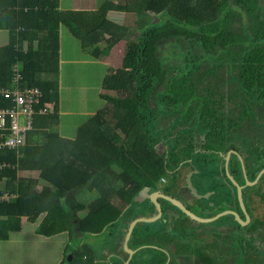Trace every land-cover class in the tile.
<instances>
[{
    "label": "trees",
    "instance_id": "16d2710c",
    "mask_svg": "<svg viewBox=\"0 0 264 264\" xmlns=\"http://www.w3.org/2000/svg\"><path fill=\"white\" fill-rule=\"evenodd\" d=\"M105 1L86 12L62 11L60 0H0V30L9 34L0 48V87L11 85L19 63L23 85L44 94L37 110L54 104L53 113L36 115L24 147L0 153V161L15 164L0 169V193L18 194L0 201V216L40 220L36 231L44 237L108 228L105 250H73L66 264H125L130 222L157 212L150 199L136 200L147 186L199 216L233 209L245 219L227 153L242 156L229 159L241 185L242 161L249 180L264 167V0ZM111 11L131 15L135 28L109 20ZM61 27L96 58L126 40L122 67L110 68L102 83L104 108L73 139L55 130ZM10 106L11 99H0V107ZM189 173L201 197L189 187ZM94 189L92 199H80ZM255 197L264 202V174L243 189L246 226L233 214L200 222L160 198L162 216L134 227L130 264H264V215L255 212Z\"/></svg>",
    "mask_w": 264,
    "mask_h": 264
},
{
    "label": "rangeland",
    "instance_id": "374dc122",
    "mask_svg": "<svg viewBox=\"0 0 264 264\" xmlns=\"http://www.w3.org/2000/svg\"><path fill=\"white\" fill-rule=\"evenodd\" d=\"M105 2L106 1H104L99 6V9L103 7ZM126 14L127 13L110 14L108 19L120 25H124L126 22V24L130 25L132 29L135 28V23H133L131 18L128 17L131 15L127 16ZM136 34L137 32H130L128 36L135 37ZM62 38V58H68L70 55H75L76 57H80L83 59L90 57L92 48H85L80 40L73 37L66 28H63ZM8 43V32L6 30H0V48L6 46ZM123 44L124 46H126V40L123 42ZM97 65L98 64H89L88 66H85L83 65V63H81L80 65H67L65 63L61 64L60 76L62 77V82H60V87L62 89V98L66 100L68 104L72 103V110L75 112V114H62L60 118L55 122L57 123V125L55 126V130H57V132L61 133L60 129L66 132L68 131L69 127H71L70 135L75 137L78 128L87 121L89 115H91L92 112L97 110L98 92L102 89L103 80L108 72V70L105 69L104 73H102V71L96 68ZM98 67L101 66L98 65ZM89 75L90 77L87 78ZM109 93L113 96H117L119 94L113 91H109ZM33 172L37 173V171ZM21 174L26 175V172L22 171ZM2 182H0V187L4 188L6 181L4 180ZM96 193L97 191L96 189H94L93 193L90 194L89 192L86 195L82 196L80 199H85L84 201H87L88 199L89 201V198L92 199ZM255 206V212L263 216L264 202H261L258 197H255ZM13 218L19 220V218L14 216H0V221H8L12 220ZM39 221L40 220H37L36 222L32 223L26 220L24 221V224H26L24 228L25 237L21 235L20 239H16V242L7 243L5 246V250L8 254L11 255L16 252V258L17 255H19V258H21L23 261L25 257L24 254H32L37 256L40 255L37 254L34 246L30 244L31 239L34 236H40L38 245L44 247L43 260L37 261V258L30 257V259H32L34 262H29L28 264H66L68 261V257L70 254H72L73 250L82 252L84 251V248L89 245L96 246L98 248L102 247V249L105 250L104 247L108 244V228L97 234H92L88 233V231H85L81 235L77 236L75 234V231L73 233H71L70 231H66L52 237H42L36 231V226L37 224H39ZM214 225L215 224H212V227H214ZM27 231L28 234H26ZM13 232L14 231H9L10 234H12ZM98 256L100 257L99 259H103L100 252H98ZM112 259L105 261L103 264L110 263ZM22 260L19 259L16 264H22ZM0 262V264H4V259L1 258Z\"/></svg>",
    "mask_w": 264,
    "mask_h": 264
},
{
    "label": "crops",
    "instance_id": "0c3cea01",
    "mask_svg": "<svg viewBox=\"0 0 264 264\" xmlns=\"http://www.w3.org/2000/svg\"><path fill=\"white\" fill-rule=\"evenodd\" d=\"M104 1L105 0H60V9L62 11L65 10V11L94 12V11L99 9V6ZM110 14H121V13H117V12L111 11V12H109L108 17H109ZM124 20H126V19H124ZM125 24H126V22H125ZM63 28H65V27H61L60 28V68H61V64L62 63H65L67 65H77V64L80 65L81 63H83V65H85V66H88L89 64H94V65L98 64L101 67H98V65H97L96 68L98 70L102 71V73H104L105 69L109 70L110 68H116L117 69V68H121L122 67L123 56H124V51H125V46H124L123 42L125 40H122L118 44L113 46L112 49L109 50V52L106 51L105 55L100 53L101 55H100L99 58H96V56H95V54L93 52V49H92V52H90V57H88V58H84L83 59V58H80V57H76L75 55H70L68 58H65V59L62 58V48H63L62 34H63ZM105 47H106V45H105L104 42L100 44V48H105ZM89 77H90V75L87 78H89ZM59 82H62V77L61 76H59ZM61 92H62V89L60 87V111H59V118H60V116L62 114L63 115L64 114H66V115L75 114V112L72 110V106H71L72 103L68 104V102L62 98ZM101 92H103V89L99 90V92H98V96H97V107L98 108H97L96 111L92 112L91 115H93V114L97 113L98 111H100L101 109H103L105 104H106L104 102V100H102L101 97H100V93ZM91 115H89V118L91 117ZM88 119H87V121H88ZM60 131H61L60 134L63 137L71 138V139L74 138V136L70 135L71 127H69L68 131H66V132H64L62 129H60ZM29 174L31 176H33V177L38 176L37 175L38 173H34V172L29 173ZM29 174H27V175H29ZM2 181H4V180H1L0 182H2ZM2 183H4V182H2ZM38 186L41 189L42 185L40 184ZM2 189H4V188L0 187V190H2ZM14 217H16V216H14ZM17 218H19V220H16V218H13L12 220H8V221H4V220L0 221V260H1V258H3L4 259V264H16V262L19 259L22 260L21 258H19V255H17L18 259L16 258V252L14 254L10 255L5 250V246H6L7 243L16 242V239H20L21 235H23L25 237L24 228H25L26 224H24V221L26 220V218L24 216L23 217H17ZM9 231H14V232L12 234H10ZM26 234H28V231L26 232ZM16 236H17V238H16ZM39 237L34 236L31 239V243L30 244L32 246H34L37 254H40V255L37 256V255H32V254H24L25 257H24V261L22 260L23 261L22 264H28L29 262H34L32 259H30V257L37 258V261L43 260L44 247H41L40 245H38ZM1 244H2V246H1ZM94 247H96V246H94ZM72 258H73V253H72V255L70 257H68L67 263H69L72 260Z\"/></svg>",
    "mask_w": 264,
    "mask_h": 264
},
{
    "label": "built area",
    "instance_id": "2783aa9c",
    "mask_svg": "<svg viewBox=\"0 0 264 264\" xmlns=\"http://www.w3.org/2000/svg\"><path fill=\"white\" fill-rule=\"evenodd\" d=\"M23 81L21 65L16 63L12 67L11 85L0 87V99H11L10 107H0V153L24 147L27 134L33 129L36 115L54 111L53 103H47L38 111L37 107L44 94L39 87L23 85ZM14 165L8 161H0V169ZM17 195L15 192L5 190L0 193V201H10Z\"/></svg>",
    "mask_w": 264,
    "mask_h": 264
},
{
    "label": "water",
    "instance_id": "95a60500",
    "mask_svg": "<svg viewBox=\"0 0 264 264\" xmlns=\"http://www.w3.org/2000/svg\"><path fill=\"white\" fill-rule=\"evenodd\" d=\"M236 153L239 155V158L242 160V156L239 154L238 151L236 150H229L226 156V170H227V175L229 176V178L233 181V183L237 186V194H238V198H239V203L240 206L243 210V212L245 213L246 218L242 219V217L240 216V214L233 209H227L224 211L219 212L218 214H216L215 216L212 217H202L199 216L198 214H196L195 212H193L191 209H189L180 199L170 196L160 190H156L152 193H149V189L150 187H145L143 188L140 193L136 196V200H138L139 202H143L146 199H150L156 206V214L153 216H149V217H137L135 219H133L127 229V233L125 236V240H124V250L128 253V260L126 261L125 264H130V261L132 260V257L134 256V254L137 252L135 250H132L131 248H129V240L132 236V232L134 230V227L136 226V224L138 222H154L156 220H158L162 214H163V209H162V205L160 202V198H165L166 200L170 201L171 203H173L175 206H177L178 208H180L183 212H185L191 219L200 221V222H211L214 221L216 219H218L219 217L225 215V214H233L236 219L241 223L242 226H246L249 224V222L251 221V216L248 213V210L246 208L245 202H244V198H243V189L246 185H254L256 184L260 177L264 174V167L261 169V171L257 174L256 178L254 180H249L248 176L246 174V170L244 167V163L242 161V167H243V171L245 173V180H246V184L245 185H241L238 183V181L235 180V178L232 176V174L229 171V159L231 154ZM192 173L188 174V185L191 188L193 194H195L197 197H201L200 194H198L197 189L192 185V182L190 180ZM206 196H209V193L206 194ZM75 234L77 236L81 235L82 232L80 230H76ZM72 254L69 255V257Z\"/></svg>",
    "mask_w": 264,
    "mask_h": 264
},
{
    "label": "flooded vegetation",
    "instance_id": "af4514ba",
    "mask_svg": "<svg viewBox=\"0 0 264 264\" xmlns=\"http://www.w3.org/2000/svg\"><path fill=\"white\" fill-rule=\"evenodd\" d=\"M171 196V195H170ZM238 212V211H237ZM239 214H240V216H241V213L240 212H238ZM243 219V218H242ZM229 228H230V226H229V224H223V228H222V230H223V232L224 233H229Z\"/></svg>",
    "mask_w": 264,
    "mask_h": 264
}]
</instances>
